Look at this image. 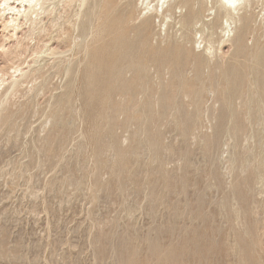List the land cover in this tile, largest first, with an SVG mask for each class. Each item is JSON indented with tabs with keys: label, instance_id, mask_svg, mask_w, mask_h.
<instances>
[{
	"label": "rangeland",
	"instance_id": "obj_1",
	"mask_svg": "<svg viewBox=\"0 0 264 264\" xmlns=\"http://www.w3.org/2000/svg\"><path fill=\"white\" fill-rule=\"evenodd\" d=\"M116 1L119 5L121 4L119 3L121 1L124 4L126 3V1H131V3H129L128 6L126 5L127 15L125 16L126 18L129 17L130 21L134 22L133 24L135 25H139L142 23L144 17L146 16L147 10H144L141 0L140 1L138 0H115V2ZM208 1L209 2L205 4V6H203L201 9L202 13L200 14V18L202 19L203 17L202 21L200 20L199 23L196 24L194 28H192V30H189L190 32L181 30L180 24L177 23L171 29L168 28L167 34H166V32L162 30V29H165V25L163 24L159 25L160 18L157 17V18H154L155 24L153 28L151 29L152 31L149 30L146 35L147 37H145L146 39L145 38L142 39L143 43L141 42L139 36L136 35L135 31L132 30L133 32L131 31L129 32L130 34L128 33L129 34L128 36L131 38L130 40L127 38L129 40L128 42H131L132 44H134L133 48L136 50V53L134 51L133 55L135 54V56L144 57L142 56V55H145L144 47L147 48L146 49L147 54L145 55L144 58L146 60V63H148V61L152 62L151 64L148 63V65L150 64L149 65L150 66L149 75L147 76V81H148L147 86L149 88L146 87L145 83H143L145 87L142 83H139V85H137L138 83L133 84L136 80L135 77H137V74L132 69L131 71L129 70V72H125L124 77L126 80L123 79L125 82H129L130 85L133 84L132 86H130L131 87L130 89L128 83H121V81L116 82L115 79L118 76V74H116V70L111 69V72H110V70L107 67L102 68L101 71L98 72L97 74L98 83L93 87L95 91H90L87 83H84V84L83 82L82 83L81 82L80 83H65L68 78V75L64 73L65 63L64 62L60 63L58 60V58H61L63 54L60 56L48 55L45 57L46 60H44L45 62L43 61L42 63H44L46 67H44L43 69L44 71H42L39 74L37 73L38 76L36 74L37 82L35 83L34 82L25 83V85L17 87L14 91H10V93H8L7 95L5 93V89L7 88L9 83L1 84L0 86L1 87L0 88L1 89L0 90V95H1L0 96V264H95L97 262L98 263L100 262V264H114V263L115 264H126V263L129 264V261H130V264H137L138 261H140L138 264H141V263L148 264V262L149 264H153V263L163 264V262L164 264H167V263L168 264H175V263L176 264H180V263L186 264L187 260H188L187 264H198V262L199 264L201 263L206 264L207 262L206 258L209 259L208 264L211 263L212 258H213V261H212L213 264H219V263L220 264H242V263L243 264H253L254 262L255 264H259L260 260L264 258V207H263L264 205H262L264 202V165H262V163L264 164V114H262V111L264 112V110H262L264 109V100H263L264 99V83H256V84L249 83V85L247 84L251 80L249 79L248 81L247 78H250L251 77L250 74H252V73L247 74L249 73V71H251L249 67L248 68L243 67V69H245L246 71V75H244L245 80H243L242 82H239V81L244 77L243 75H242L243 77L241 76V79L238 81V83H233L235 85L232 84L234 78L230 79L232 81L230 83V85L232 84L231 86H229L228 83L226 84L227 82L226 80L222 81L224 78V76L222 75V72L223 71L225 72L226 70H228L229 67L232 65V60H233V56L235 53V50H234L235 45H232L229 42H224V43H221L222 45H220V38L219 39L217 38L223 34L220 28L221 26L220 27L218 26L215 29V33H214L215 35H213L215 39L212 37L213 39L212 44H215L214 40L217 39L216 42L220 46L217 45L218 46L217 52L215 56L212 58L213 62L211 59L210 62L208 63V66L209 65L212 66L214 63L213 66L221 67V68L218 67L219 68L218 71H217L218 68L215 70V72H218L217 74H220L221 76L216 75V73L214 74V72L210 68L209 70L207 68L208 66H206L205 67V77H204L205 79L203 78L205 80V83L203 82L204 80L201 81L203 83L202 84L203 88H201V82L194 80L195 78L194 76H192L194 75V71H192V68H189L190 66H188V69H190L191 75H189L190 72L188 71V74L186 75V79L188 78L187 82L185 78H182V80L179 81L176 78H172V74L169 72V70H167L168 68L162 69V67H160L158 60L155 61L156 63L153 62L154 60L153 61L150 60L152 59L150 54L153 53L152 55H154L157 51L161 52L164 49L169 48V46L172 45L173 43L183 44L184 46L186 44L187 50L183 52V55L185 56L186 54V57H188L189 54L192 55V52L194 51L195 53H193V55L195 56H197L198 53L201 54L200 53L202 52L201 49H203V45L205 43L200 42L201 34L200 32H198V30L201 29V27L206 22L205 32L206 34L207 33L208 34L205 36H206V39L209 40L210 38L209 34H211L212 32L211 23L215 20L214 19L216 17L215 14H217V12L218 13L220 12L219 13L221 14L220 16L224 15L223 10H220L219 9L220 7H218L219 4L216 5L218 3L216 2L217 0H212L213 1L212 3H211V0H208ZM91 2L93 3V0H88L87 4H85V6L82 8V12L88 8V5H92ZM200 2L201 0L198 2L199 6L201 5ZM198 4L196 5V7H199ZM212 5H213V9L210 10L211 8L210 6ZM1 6L2 4L0 5V7ZM77 7H78V2H74L71 5L63 3V4H59L58 6H56L55 10L56 9L57 10L56 11L54 10L52 14L46 13V16L44 17L45 30L42 32V36L44 34L45 35L42 37L43 42L41 43L39 41H42V40L36 41L38 40V38L36 37L37 34H34L32 36L33 38L26 39V37L31 32L29 24H23L22 26H20L16 30V33H14L11 28L6 29L4 27L5 22L1 16L2 14L0 13L1 14L0 15V78L2 77L1 75L5 74L8 71L9 73L12 72L13 67H16L22 64V61H26V59L27 61L24 62L22 65H20L24 67L25 71L30 70L29 66L35 67L37 57L33 52L34 50L35 51H41V49L46 50L47 47H50L53 50L55 48L57 52L58 51L61 53L63 52L64 54L67 53L66 55L68 56L64 55V57L69 60H72V62L74 61L72 65L77 62V59H76L77 57L78 58L83 57L82 53L80 54V57L77 53H76L77 55L74 54L77 48L75 47V44L71 42V40L70 41L65 40L66 36H68V33H67L68 28L70 27L71 29L72 23L76 21L77 16L75 14L77 13ZM117 11L118 10H116V12L114 13H117ZM185 11L186 9L184 7L181 9L180 8L176 9L177 14H175L173 17L177 15L176 16L177 22L180 18V15L185 13ZM251 11L249 14L251 15V26H253L252 27L253 32H251V34H249V36L246 38V45L248 47L254 46L256 42L264 44V25H263L264 24V4L262 0L259 1L258 4H256V6H254V8ZM83 13L81 14V19L86 20L87 18L83 15ZM79 19L80 18H78V21H77L78 23H79ZM239 23L237 24L239 25ZM129 24L131 25L132 23H128V25ZM65 27L67 28V31ZM76 30L77 31H74V34H77L79 29H76ZM216 31L219 33L217 34ZM185 32H187L188 34L191 33L190 34L191 36L187 35ZM183 35L187 38H185ZM58 36L60 37V39L58 38ZM52 37H55V38H52ZM109 37L110 39H107ZM109 37L106 38L107 40L105 39L106 40L105 45H104L105 40L102 41L103 46L105 47V51L102 50V55L106 53L107 51L108 54L104 56V59L109 60V58L111 57L110 56L111 54L112 59L115 60V58H117V55L119 54L118 49L116 48L115 43H114L115 41L113 42L115 36L110 35ZM111 37L112 38L114 37V38L111 42H109L112 39ZM80 39L81 38L78 37L76 41H79ZM170 39L173 41L174 40L176 41L171 42ZM188 39H190L191 43ZM191 39L194 40V43ZM180 40H183V41H180ZM27 41L30 43V45ZM144 41H145V45H144ZM169 41L171 42V44ZM18 42H20L19 43L20 45H18ZM31 42H32V45H31ZM149 42L151 44H149ZM168 43L170 45H168ZM188 43L191 44V46ZM24 44L26 46L29 45V47L26 49V46ZM71 44H73V46ZM154 46H156V50ZM162 46L167 47V48H163ZM214 46L216 47V44ZM33 48L35 49L33 50ZM189 49H190V52L188 53ZM21 51L23 52L25 51V52L23 53L22 56L18 57V55L16 54H18ZM90 52L95 54V49L94 48L91 49ZM72 54H73V57H72ZM94 54L93 55L91 54V58H93L92 59L93 62L96 61V59H94L95 57ZM191 55H190V58H188V62L190 63L193 61L192 60L193 56L191 58ZM107 56H108V59H107ZM147 56L148 57L150 56L149 57L150 59ZM85 63H87V61L84 60L82 61V64H81L83 65L82 67L84 68H82L80 65V69L82 70V72L86 71V70H83L85 69V65H86ZM217 63L218 64L220 63L222 66L220 64L217 65ZM53 65H57V66L53 67ZM223 66H224V69H223ZM61 69H63V71H61ZM161 70H163L164 72L160 73ZM221 70L223 71L220 72ZM81 74H82L81 75V81H82V76L83 74L85 75V72ZM133 74L135 75V77ZM40 75L42 78H40ZM127 75L128 77H126ZM208 75H210V79ZM5 76L8 77L7 74ZM216 76L219 78H217ZM252 77H254L253 74H252ZM171 79L173 82H171ZM215 79L217 82L221 84L220 86H219V83H216V82L214 83ZM174 82L177 84L178 88ZM191 82H193V84ZM171 83L173 84L171 85ZM183 83L186 85V87ZM67 84L69 86H67ZM122 84L124 85L128 84V85L124 86ZM191 84H192V87H191ZM72 85H74L75 88ZM180 85L182 86V88ZM247 85L249 87L251 85L252 86L249 88ZM253 85H254V88H255V85H257L256 89L253 88ZM126 86L127 88L125 89ZM133 86H136L135 88H137L136 90H134L135 94L132 93V91H130V90H133L132 89ZM221 86L223 89L221 88ZM243 86L244 88L247 86L246 88L248 90L244 89ZM142 87L143 89L144 88L147 89V93H145V89L142 90ZM173 87L177 88V90L174 89ZM196 87H198V90ZM216 87L218 91L216 90ZM226 88L227 90H225ZM252 88H253L252 92H254L253 95L251 94L252 92L249 91ZM185 89H187V91ZM123 90L127 92L126 96H124L125 92ZM170 90H172L174 94ZM221 90H222V93L219 92ZM69 91L72 93H69ZM120 91L122 92V94ZM226 91L227 93H225ZM247 91H249L250 93L248 94L250 96L249 98H251V95H252L251 99L253 102L251 101V99L250 101L247 100L249 99L247 97L248 96ZM156 92L159 93V94L157 93V97H156ZM217 92L218 94H220V96L217 94ZM223 92L225 93V95H223ZM242 92H243V95L241 94ZM149 93H151V95L148 97ZM231 93L233 97L231 96ZM257 93L258 95H260V97H258ZM191 94H193L192 95L193 97L191 96ZM226 94L229 97L227 99L229 102L232 99L234 101V102L232 101L233 103L236 102L233 105V107L231 106L233 103H229L227 100L225 101L227 97ZM238 94H240L242 98ZM244 94L246 95L245 100H244V97H245ZM117 95H119V97ZM185 95L187 96V98ZM256 95L258 97L257 99L260 98V100L256 99ZM59 96L61 99L59 98ZM120 96L121 97L124 96V98H120ZM153 96H155L154 97L155 100H158V101L160 100V101L158 103L154 101V99L152 98ZM159 96L160 98H158ZM211 96H216V97L213 98ZM254 96H255L254 100H257V101L253 100ZM116 97L119 98L118 101H117L118 98L116 99ZM150 97L152 98V100ZM199 97H200L201 103H200ZM65 99L67 101H65ZM68 99H70L69 102H68ZM133 99L135 101H132ZM189 99L190 101H188ZM58 100L59 101L61 100L62 102H59V104L56 103ZM122 100L128 101L129 103H125V101H122ZM148 100H149V105L147 103ZM178 100L179 101L181 100V101L179 102ZM119 101L121 102V104H119ZM122 102L125 103V105ZM194 102L198 104L195 105ZM227 102L229 103V105ZM248 102L249 103L251 102L252 104L251 103L249 104ZM103 103H106V104H104L103 106ZM116 103L118 106H114ZM143 103L145 107H143ZM192 103L194 104L195 107L191 106ZM173 104H177V105L176 106L174 105L173 107ZM226 104L228 106H231V110L228 109V106ZM123 105L124 107L122 108ZM56 106L58 107L55 108ZM63 106L64 107L67 106V107L64 108ZM259 106H262V109L259 110L260 108ZM175 107L176 108L178 107V110H179L178 111L179 113L177 114H174L177 112V109L175 111ZM103 108L105 109V112L103 111ZM115 108H117V110ZM240 108H243L245 110L243 109L241 110ZM60 109L62 112L60 111ZM90 109L92 111H90ZM171 109L174 110L173 114H172L173 111ZM83 110L84 112H82ZM143 110L145 113L143 112ZM193 110H195V112H198V113H195ZM228 110L231 111L230 113L234 114V115L231 114L233 117H231L228 114L229 113ZM57 111H60V112L58 113ZM132 111L134 112V114ZM148 111L150 113L147 115ZM152 111L156 112L155 115H154V112ZM258 111L260 114L258 113ZM140 112L141 113L143 112L142 113L143 115H141ZM168 112L169 114H167ZM245 112H246V115L243 114ZM119 113H121V115H119ZM131 114H133L132 115L133 117L130 116ZM166 114L169 116H167ZM190 114L193 115V118H194L192 120L193 123L191 122V124H189L188 121H186L187 117H189ZM127 115L129 116L127 117ZM164 115H165V118H164ZM170 115H174V117H171ZM218 115H221V117H219ZM249 115H250V118H249ZM106 116L109 117L108 118L109 120L107 119ZM123 116L125 117L123 118ZM178 116L180 119L178 118ZM195 116H197L198 119L200 118L199 121L197 117L195 119ZM251 116L253 118V121H252ZM7 117H9V119H7ZM138 117H141V118H138ZM153 117L154 118L156 117V119L160 118L159 120H157L158 122L156 121L157 124L155 123L156 119L151 121ZM230 117L231 119H229ZM128 118L129 120H127ZM172 118H174V120H172ZM134 119L136 121L135 123L132 122L134 121ZM247 119L248 121L250 119L249 124H248ZM138 120H140L141 122ZM243 120H245L246 122L244 123ZM163 121H165V123ZM180 121L181 123H179ZM60 122H63L65 124L63 123L61 124ZM105 122L107 126H105L106 124L104 125ZM151 122L153 126L151 125ZM234 122L235 124H233ZM143 124L145 125L142 126ZM192 124L194 125L193 128H192L193 126ZM60 125H62V127ZM96 125L97 126L100 125V126L97 127ZM175 125H176V128H174ZM217 125H222L223 127L216 128ZM236 125H238V128L236 127ZM245 125L247 126L244 127ZM93 126L94 127L96 126L95 128H97L96 130L97 132L98 130L101 129L99 140L96 138H98L97 135L100 132L98 133L95 132V128ZM155 126L157 127L156 129H155ZM198 127L199 128L204 127V128L197 129ZM206 127L209 129H207ZM59 128L61 129L60 131H59ZM151 128H153L152 130H154L156 134H153L154 132L151 130ZM191 128L194 129L195 131L192 130ZM244 128H246V131ZM107 129L109 130V133H107L108 132ZM182 129L184 130L181 131ZM231 129L234 131H232ZM142 130L144 132H142ZM156 130H159L160 132ZM198 130L203 132L202 134L204 136L210 135L213 137H217L215 138L216 141L214 140V138L210 140H204L203 137L202 138L200 137L203 135L201 134L200 131L198 132ZM229 131L230 132L232 131L231 135L229 134ZM236 132H238L239 134ZM222 133H224V136L222 135ZM92 134H94V136ZM112 137H113V142H112L113 144L111 143ZM141 137L143 140H141ZM97 140L99 142L98 144L99 147L97 146V143H98L96 142ZM137 141L139 143H137ZM142 141H145L146 143L148 141L147 145L150 147V149H148V146L146 145V143ZM205 141L208 144H206ZM211 141L214 144H212ZM156 142H158L159 144ZM216 143L217 145L218 144L219 145L217 146ZM110 144H112L111 145V147L113 146L112 148L110 146L108 148V145ZM103 145L107 148H105ZM95 146L98 148L96 149ZM101 146L103 149L101 148ZM143 148H145L146 150ZM121 149L123 150L125 149V150L122 151ZM185 149L189 153L187 154L188 157L186 155L183 157L184 153L186 152ZM250 151H251V154H250ZM133 152H135L137 155ZM119 153L121 154V156H119L120 155ZM130 154H132L131 155L132 157L130 156ZM208 154L210 155L207 156ZM97 156H100V157H97ZM133 157H134V160L132 159ZM229 157H234L237 162L233 164V166L235 165L232 171L233 174L232 172L228 173V169L230 167V162L228 159ZM101 158L102 160H100ZM120 158L121 160L125 159V160H122L123 163L121 162ZM252 158H256V159H252ZM212 160L214 161L211 164ZM126 161L128 163H130L131 161V163L128 165ZM108 162H110L112 165L114 164L116 165L112 167V165ZM136 162L138 163V165ZM253 163L256 165H254ZM163 164L165 166H163ZM247 164L248 165L250 164L249 168L246 170V172H242V169ZM142 165L144 167H142ZM237 168H239L238 172H237ZM255 168L257 169V171ZM145 170H148L149 172ZM117 171H119L118 172L119 175L117 174ZM130 171H133L134 173L133 172L130 173ZM151 171L153 172L151 173ZM254 171L257 172V174L256 173L254 174ZM259 171H260V174H259ZM122 172L124 173L122 174ZM165 172H167V174H165ZM180 173H181V177L182 176H185V177L181 178L179 176ZM195 173H198L196 174L198 176H195ZM248 173L250 174L248 175ZM127 175L128 177L129 175H131L129 177L130 179L127 177ZM152 175H153L152 177L153 179L152 178L149 179ZM167 175H169L170 177ZM208 175L211 177V179L210 177H208ZM250 175L254 179H252ZM116 176L119 180L116 179ZM160 176L162 179H160ZM186 176H190L191 178L189 177L186 178ZM241 176H243L244 178H242ZM134 177L135 178L137 177L138 180L134 179ZM159 179L162 180V182L160 181L161 184L159 183ZM166 179H168L169 181ZM205 179L208 181L210 180V181L205 182L206 181ZM217 179L219 180V182ZM255 179L256 181H254ZM129 180L131 182H128ZM100 181L102 183L105 182L107 185L103 183V186H102ZM250 181H254V183L251 182L250 184L251 187L250 185H248ZM114 182L116 183V185H114L115 184ZM118 182L119 183L121 182V183L119 184ZM136 182H138V184ZM186 182H189L187 183L188 185L186 184ZM247 182L249 183L247 184ZM166 183L169 184L170 186L172 184V186L170 187ZM202 183H204L205 186ZM236 183L237 185H239L240 188L239 187L236 188ZM118 184L120 185V187ZM156 184L157 186L159 184L158 188L157 186H155ZM179 184L182 185V187ZM220 184L221 185L223 184V186L221 187ZM134 185L136 186L135 188L136 190H134ZM107 187L109 188L108 190H107ZM138 187H139V190H137ZM165 187H167V189ZM179 187H181V189ZM194 187H196L197 191L195 190ZM208 187L210 188V190ZM243 187L244 189H248V190H244ZM105 188L107 191L105 190ZM185 188L186 189L189 188L188 189L189 191L186 190ZM232 188L236 190L237 192L234 191ZM167 190L169 191L168 194L166 193L168 192ZM179 190H181V193ZM182 190H183V195H182ZM206 190H207V195H206ZM249 190L251 191L252 194L250 193ZM186 192L188 193L186 194ZM204 193H205V196H204ZM233 193L236 195V198L234 197L235 195H233ZM175 195L179 197L177 198ZM229 195L231 197V200L233 199L231 202L229 201L230 197H227ZM239 195H241L240 198L238 197ZM178 199L180 200V202L178 201ZM236 199L239 201L237 202L238 204L236 203L237 201ZM187 201H190V203ZM221 203H224L222 204V206L224 205L223 206L224 208L220 207ZM241 204L243 207L241 206ZM207 206H209L207 208L208 210L205 208ZM244 207L246 208V210ZM252 207L254 208V210ZM131 208L132 210H129ZM204 209L206 212L204 211ZM255 210L256 212L253 213V211ZM130 212L131 214L132 213L133 214L131 215ZM128 213L130 215H128ZM188 213H190V217L189 215L187 216ZM198 214H199V218H198ZM242 214H243V217H242ZM196 215L197 217L194 220V217ZM251 215L254 216L255 218L252 217ZM186 216L188 218H186ZM238 217L240 220L238 219ZM198 223L199 225H197ZM240 224H242V227H243L242 228L243 231H241L242 233L240 231H237V230H242ZM176 225L178 226L176 227ZM168 226L169 228H167ZM187 226H189L190 228H187ZM235 226H237V228H235ZM101 227H102V232L100 230ZM163 229L164 231L162 232L161 230ZM188 229L190 231H188ZM230 229L231 231H229ZM193 231L196 234V235L194 234L195 236L191 235L194 233ZM100 232L102 233V235L100 234ZM105 232H107V234ZM158 232L159 233L161 232L162 234L161 233L159 234ZM210 232H211V236H210ZM243 232H247L248 237H246L247 235L244 234ZM173 234H174V237H173ZM181 235H182V238H181ZM96 236H99V237H97L96 239ZM124 236L127 238V240L125 239ZM159 236L161 239H159ZM190 236H192L193 238H191ZM100 237L101 239L99 240ZM187 237H190V239L189 238L187 239ZM113 238L114 239L117 238L116 241ZM174 238L175 240H173L172 242V239ZM184 238L185 240L183 242ZM131 239L134 242H132ZM191 239H192V243L194 242L193 244L190 243L191 241H189ZM206 240L208 241L206 242ZM111 241H114V242H111ZM127 241L130 243H128ZM254 241L256 244L254 243ZM161 242L165 244L162 245ZM97 243H99V245H97ZM113 243H116L114 244V246L116 245V247L113 246ZM139 243L143 244V246L140 245ZM184 243L186 245L188 243L189 244L188 246H186L184 245ZM129 244L130 246H128ZM224 244H226L227 246ZM134 245L136 246L138 245V247ZM99 246H100V250H99ZM111 246H112V249H111ZM184 246L187 247L188 249L185 248L186 249L185 250ZM228 246L229 247L234 246V247L227 248ZM117 247H119L118 252L117 250H115ZM123 247L125 249H123ZM139 247H141V249ZM213 247L215 248L213 249ZM102 248L104 249L103 250L104 252L102 251ZM127 248L129 251L127 250ZM236 248H237L238 253L236 251ZM234 249H235V252H234ZM122 250H124L123 252L124 254L122 253ZM138 250H140V252ZM183 250L185 252H183ZM249 250L252 254L249 252ZM161 251L163 252L161 253ZM197 252H198V255H197ZM99 253L101 256L98 255ZM139 253L141 256L138 255ZM207 253L211 254L209 255L210 257L207 255ZM232 253H234L233 258L231 256ZM255 253H257V255ZM186 254L190 257L188 258ZM242 254H243V257H242ZM259 254L261 256H259ZM139 256L140 257L143 256V258L142 259L140 258L139 260ZM134 257H136L138 261ZM238 259L241 260V262ZM251 259L254 261H252ZM114 261H117V263ZM160 261L161 263H159ZM165 261L166 262L168 261V262L165 263ZM235 261H237V263ZM262 261L264 263V260ZM262 261L260 264H263Z\"/></svg>",
	"mask_w": 264,
	"mask_h": 264
},
{
	"label": "bare ground",
	"instance_id": "obj_2",
	"mask_svg": "<svg viewBox=\"0 0 264 264\" xmlns=\"http://www.w3.org/2000/svg\"><path fill=\"white\" fill-rule=\"evenodd\" d=\"M138 1H140V0H138ZM198 0H141V2H142V6L144 7V10H147L146 11V16L144 17V19H143V21H142V23L141 24H139V25H135V24H133L134 22H131L130 21V18L128 17V18H126V16L125 15H127V13H126V5L128 6L129 5V3H131V1H126V3L124 4V3H122V1L121 2H119V3H121L120 5L117 3V1L115 2V0H93V3H92V5H88V8L85 10V11H83L82 12V8L85 6V4H87V2H88V0H0V5L2 4V6L0 7V13L2 14H0L1 16H2V18H3V20H4V22H5V24H4V27L6 28V29H8V28H11L12 29V31L14 32V33H16V30L20 27V26H22L23 24H29V27H30V34L26 37V39H30V38H33L32 36L34 35V34H37V38H38V40H36V41H39V40H42V37L45 35H43L42 36V32L45 30V25H44V17L46 16V13H53L54 12V10H55V8H56V6H58L59 4H63V3H65V4H68V5H71L72 3H74V2H78V7H77V13L75 14L76 16H77V18H76V21H74L73 23H72V26H71V29H70V27L68 28V36H66V41H70L71 40V42L73 43V44H75V47L77 48H75L76 50H75V52H74V54H78L79 55V57H80V54L82 53L83 55V57H81V58H76L77 59V62L75 63V64H73L72 65V63L74 62H72V60H69V59H67V58H65L64 57V55H66V54H64L63 52L61 53V52H57L56 51V49L54 48L53 50H52V48H50V47H47L46 48V50H42L41 49V51H35L34 49L35 48H33V52H34V54L36 55V57H37V59H36V65H35V67H31V66H29L30 67V70H28V71H25L24 70V67L23 66H20V65H22L24 62H26L27 61V59H26V61H22V64H20V65H18V66H16V67H13V71L12 72H10L9 73V71L8 72H6L5 74H3V75H1L2 77L0 78V86H1V84L3 83H9L8 84V86H7V88L5 89V93H6V95L8 94V93H10V91H14L17 87H19V86H23V85H25V83H35V82H37L36 80H37V76H38V74L39 73H41L42 71H44L43 69H44V67H46V65H44V63H42L44 60H46L45 59V57L46 56H48V55H52V56H60V55H62L63 54V56L61 57V58H58V60H59V62L61 63V62H64L65 64V67H64V65H63V67H64V73L65 74H67L68 75V78H67V81L65 82V83H82L83 82V84L84 83H87L88 84V87H89V90L90 91H95L94 89H93V87L98 83V81H97V74H98V72L99 71H101V69L102 68H105V67H107L109 70H110V72H111V69H115L116 70V74H118V76L116 77V82L117 81H121V83H128L129 84V87L130 86H132L133 84H137V85H139V83H145L146 84V87H148L147 86V83H148V81H147V76L149 75V69H150V64L152 63V62H149L148 61V63H150L149 65H148V63H146V60H145V55L147 54V51H146V49L147 48H145L144 47V49H145V52H144V54L145 55H142V56H144V57H139V56H135V54L133 55V52L135 51V53H136V50L133 48V46H134V44H132L131 42H128L131 38L128 36L130 33L129 32H131L132 30L133 31H135L136 32V35H138L139 36V38H140V40H141V42L143 41L142 39L143 38H145V37H147L146 35H147V32L149 31V30H151L152 28H153V26H154V24H155V19L154 18H157V17H159L160 19H159V25H161V24H163V25H165V29H162V30H164L165 32H166V34H167V29L168 28H172L174 25H176L177 23L178 24H180V29L181 30H185V31H189V30H192V28H194V26L196 25V24H198L199 23V21L201 20L202 21V19H203V17H202V19L200 18V14L202 13L201 12V9H202V7L203 6H205V4H207L209 1L208 0H201V2H200V6H199V4H198V2L200 1H198ZM259 1H261V0H217L216 2H218L216 5H218V7H220L219 9L220 10H223V12H224V15H222V16H220L221 14H219L218 12H217V14H215L216 15V17L214 18L215 20L211 23L212 25H211V28H212V32H211V34H209V36H210V38H209V40L208 39H206V36L205 35H207L206 34V32H205V29H206V22H205V24L201 27V29H199L198 30V32H200V39H201V43H205L204 45H203V49H201L202 50V52H200L201 54H197V52H196V54H197V56H195V55H193V53H195V51L194 52H192V55L191 54H189V56L188 57H186V54H185V56L183 55V52L184 51H186L187 49H186V44H185V46L183 45V44H179V43H176V44H172V45H170L171 44V42L173 41V40H171V42H170V44L168 43V45H170L169 46V48H167V47H163V48H167V49H164L163 51H161V52H156L154 55H152V54H150L151 55V58L152 59H150L148 56V58L151 60V61H153V62H155V61H159V64H160V67H162V69H165V68H168L167 70H169V72L172 74V78H176V79H178L179 81L180 80H182V78H185L186 79V75L188 74V71L190 72V69H188V66H190L189 68H192V71H194V75H192V76H194V80L196 81H198V82H201V81H203L205 78V67L206 66H208V63L210 62V60L215 56V54H216V52H217V48H218V46L217 45H219L216 41H217V39H219L220 38V45H222L221 43H224V42H229V43H231L232 45H235V53H234V56H233V60H232V65L229 67V69L228 70H226L225 72L223 71V70H221L220 72H224V74H223V72H222V75L224 76V78H223V76H222V78H223V80H222V78H221V80L222 81H227L226 82V84L228 83L229 84V86H231L233 83H238V81L241 79V76L243 75H246V71H245V69H243V67L245 68V67H249L250 69H251V71H249V73H247V74H250V73H252L253 74V76L254 77H252V74H250L251 75V77L250 78H247V80L249 81V79H251L247 84L249 85V83L251 84V83H254V84H256V83H264V44H261V43H259V42H256L255 44H254V46H252V47H248L247 45H246V38L249 36V34H251V32H253V26H251V15L249 14L250 13V11L254 8V6H256V4H258V2ZM213 1L211 0V3H212ZM262 2H263V4H264V0H262ZM198 4V6L199 7H196V5ZM215 4V3H214ZM207 6V5H206ZM120 7V8H119ZM185 8L186 9V11H185V13H183V14H181L180 15V18H179V20H178V22L176 21V16L175 17H173L175 14H177L176 13V9H178V8ZM209 7V6H208ZM211 8H210V10H212L213 9V5L212 6H210ZM215 7V6H214ZM262 7V6H261ZM118 8V9H117ZM142 8V7H141ZM251 8V9H250ZM256 8V7H255ZM57 10V9H56ZM55 10V11H56ZM116 10H118L117 11V13H114V12H116ZM208 10V9H207ZM128 11V10H127ZM76 12V11H75ZM216 12V11H215ZM242 12V13H241ZM252 12V11H251ZM253 12H254V10H253ZM83 13V15L87 18L86 20H83V19H81V14ZM142 14V13H141ZM211 14V13H210ZM223 14V13H222ZM203 15V14H202ZM201 15V16H202ZM209 15V14H208ZM254 15V14H253ZM83 17V16H82ZM208 17V16H207ZM253 17V16H252ZM78 18H80L79 19V23L77 22L78 21ZM134 19H135V17H134ZM221 19H222V21H221ZM130 21V22H129ZM72 22V21H71ZM70 22V23H71ZM240 22V23H239ZM128 23H132L131 25L129 24L128 25ZM203 23V22H202ZM221 23V24H220ZM237 23H239V25L237 24ZM69 25H71V24H69ZM264 25V24H263ZM220 27L221 28V31H222V33H220V34H222L220 37H218L216 40H214V43L216 44V47L214 46L215 44H212L213 43V39H212V37L214 38V36L213 35H215L214 33H215V29H216V27ZM160 27V26H159ZM65 29H66V31H67V28L65 27ZM76 29H79L78 30V33L77 34H74V31H77ZM258 29V28H257ZM260 29H262V28H260ZM65 31V30H64ZM65 31V32H66ZM132 31V32H133ZM152 31V30H151ZM196 31H197V29H196ZM261 31V30H260ZM184 32V31H183ZM190 32V31H189ZM197 32V33H198ZM217 32V31H216ZM129 33V34H128ZM187 35H190V34H188L187 32H185ZM219 32H217V34H218ZM259 33H261V32H259ZM162 34V33H161ZM110 35H114L115 36V38H114V40H113V38L109 41V42H111L112 40H113V42L115 43V46H116V48L118 49V52H119V54L117 55V58H115V60H113L112 59V55L110 54V58H111V60H110V58H109V60H105L104 59V56H106V54H108V52L106 51V53H104L103 55H102V50H104L105 51V47L103 46V40H105L107 37H109ZM185 35V34H184ZM183 35V36H184ZM60 36H62V35H60ZM150 36V35H149ZM191 36V35H190ZM64 37V36H63ZM81 38L79 41H76L77 40V38ZM185 37V36H184ZM183 37V38H184ZM193 37V36H192ZM45 38V37H44ZM52 38H55V37H52ZM51 38V39H52ZM58 38L60 39V37L58 36ZM129 40H128V39ZM138 38V37H137ZM185 38H187V37H185ZM190 38V37H189ZM208 38V37H207ZM61 39H63V38H61ZM107 39H110V37L109 38H107ZM106 39V40H107ZM146 39V38H145ZM149 39V38H148ZM196 39V38H195ZM215 39V38H214ZM262 39V38H261ZM32 40V39H31ZM106 40L104 41V45L106 44L105 42H106ZM189 41H190V39H188ZM192 41H193V43H194V40L193 39H191ZM210 40H211V42H210ZM28 41H30V40H28ZM27 41V42H28ZM63 41V40H62ZM174 41H176V40H174ZM173 41V42H174ZM180 41H183V40H180ZM187 41V40H186ZM188 41V42H189ZM219 41V40H218ZM259 41V40H258ZM40 43L41 42H43V40L42 41H39ZM38 42V43H39ZM61 42V41H60ZM136 42V41H135ZM140 42V43H141ZM148 42V41H147ZM197 42V41H196ZM199 42V43H200ZM263 42V41H262ZM20 42H18V45H20L19 44ZM29 43V42H28ZM65 43V42H64ZM114 43H112V44H114ZM139 43V42H138ZM143 43V42H142ZM141 43V44H142ZM182 43V42H181ZM185 43V42H184ZM190 43H191V41H190ZM35 44V43H34ZM73 44H71L72 46H73ZM98 44V45H97ZM137 44V43H136ZM140 44V45H141ZM148 44V43H147ZM149 44H151L150 42H149ZM189 44V43H188ZM25 45V44H24ZM29 45H30V43H29ZM29 45L28 46H26V49L29 47ZM31 45H32V42H31ZM43 45V44H42ZM67 45V44H66ZM111 45V44H110ZM109 45V46H110ZM144 45H145V41H144ZM166 45V44H165ZM190 46H191V44H189ZM219 45V46H220ZM252 45V44H251ZM38 46V45H37ZM44 46V45H43ZM47 46V45H46ZM49 46V45H48ZM71 46V47H72ZM250 46V45H249ZM18 47V46H17ZM31 47V46H30ZM39 47V46H38ZM71 47H70V49H71ZM103 47H104V49H103ZM139 47V46H138ZM147 47V46H146ZM148 47H149V45H148ZM155 47V50H156V46H154ZM41 48V47H40ZM73 48V47H72ZM95 49V54L94 53H91L90 52V50L91 49ZM141 48V47H140ZM69 49V50H70ZM143 49V50H144ZM158 49V48H157ZM161 49V48H160ZM221 49V48H220ZM24 50V49H23ZM29 50V49H28ZM36 50H38V49H36ZM139 50V49H138ZM154 50V51H155ZM20 51V50H19ZM27 51V50H26ZM30 51H31V49H30ZM29 51V52H30ZM115 51H117V50H115ZM114 51V52H115ZM192 51V50H191ZM200 51V50H199ZM18 52V51H17ZM25 52V51H24ZM23 51H21V52H19L18 54H16V55H18V57L19 56H22L23 55V53H24ZM49 52V53H48ZM67 52V51H66ZM72 52V51H71ZM143 52H141V53H143ZM190 52V49H189V51H188V53ZM140 53V54H141ZM76 54V55H77ZM91 54L93 55H95V57H94V59H96V61L95 62H93L92 61V59L93 58H91ZM70 55V54H69ZM113 55H115V54H113ZM190 55H191V58H192V56H193V61L190 63V62H188V58H190ZM66 56H68V55H66ZM109 56V55H108ZM108 56H107V59H108ZM152 56H154V57H152ZM72 57H73V54H72ZM93 57V56H92ZM115 57V56H114ZM113 57V58H114ZM154 58H156V59H154ZM72 59V58H71ZM87 61V63H85L86 65H85V69H83V70H86V71H84L85 72V75L83 74V76H82V81H81V73H84V72H82V70L80 69V65L82 64V61ZM189 61H190V59H189ZM45 62V61H44ZM58 62V63H59ZM212 62H213V59H212ZM211 62V63H212ZM156 63V62H155ZM189 63V64H188ZM220 64V63H219ZM218 63H217V65H219ZM58 65V64H57ZM57 65H53V67L54 66H57ZM213 65H214V63H213ZM211 66V65H209L207 68L209 69H211L213 72H214V74L216 73V75H220V74H217L218 72H215V70L219 67V66ZM215 65H216V63H215ZM221 65V64H220ZM62 66V65H61ZM83 65H81V67H82ZM158 66V65H157ZM156 66V67H157ZM222 66V65H221ZM82 68H84V67H82ZM219 68H221V67H219ZM219 68L217 69V71L219 70ZM131 69L133 70V71H135V73L137 74V77H135V75H134V77L136 78V80H135V82L132 84V85H130V83L129 82H125L123 79H125V77H124V74H125V72H129V70L131 71ZM160 69V68H159ZM209 69V70H210ZM223 69H224V66H223ZM249 69V70H250ZM248 70V69H247ZM61 71H63V69H61ZM105 71V70H104ZM207 71V70H206ZM212 71H210V72H212ZM245 71V72H244ZM162 72H164L163 70H161V72L160 73H162ZM248 72V71H247ZM38 73V74H37ZM103 73V72H102ZM131 73V72H130ZM168 73V72H167ZM8 75V77H6L5 75ZM36 74H37V76H36ZM46 74V73H45ZM44 74V75H45ZM61 74H62V72H61ZM64 74V75H65ZM110 74V73H109ZM214 74H213V76H214ZM48 75V74H47ZM189 75H191V72H190V74ZM207 75V74H206ZM211 75V74H210ZM210 75H208V77H209V79H210ZM99 76H100V74H99ZM212 76V77H213ZM221 76V75H220ZM242 76V77H243ZM247 76H249V75H247ZM6 77V78H5ZM126 77H128V75L126 76ZM130 77V76H129ZM132 77V76H131ZM133 77V78H134ZM191 77V76H190ZM217 77V76H216ZM215 77V78H216ZM29 78H30V80H29ZM40 78H42L41 77V75H40ZM112 78V77H111ZM204 78V79H203ZM217 78H219V77H217ZM232 78H234V80H233V82L230 80V79H232ZM245 78V76L239 81V82H242L243 80H245L244 79ZM132 79V78H131ZM188 79V78H187ZM187 79H186V82H187ZM38 80H39V78H38ZM84 80V81H83ZM123 80V81H122ZM126 80V79H125ZM211 80H212V78H211ZM210 80V81H211ZM219 80V79H218ZM132 81V80H131ZM134 81V80H133ZM165 81V80H164ZM222 81H221V83H222ZM45 82V81H44ZM171 82H173L172 81V79H171ZM185 82V83H186ZM204 83H205V80L203 81ZM219 83V82H217L216 81V79H215V81H214V83ZM232 82V84L230 85V83ZM40 83V82H39ZM115 83V82H114ZM175 83V82H174ZM192 84H193V82H191ZM207 83H208V81H207ZM245 83V84H246ZM82 84V85H83ZM111 84V83H110ZM109 84V85H110ZM128 84H125V85H128ZM150 84V83H149ZM153 84V83H152ZM173 83H171V85H172ZM176 84V83H175ZM184 84V83H183ZM187 84V83H186ZM192 84H191V87H192ZM202 82H201V88H203L202 87ZM226 84H225V86H226ZM71 85V84H70ZM81 85V84H80ZM122 85H124V84H122ZM124 85V86H125ZM144 85V84H143ZM170 85V86H171ZM182 85V84H181ZM180 85V86H181ZM185 85V84H184ZM183 85V86H184ZM196 85V84H195ZM195 85H193V86H195ZM215 85H217V84H215ZM221 84L219 83V86H220ZM223 85V84H222ZM233 85H235V84H233ZM247 85V86H248ZM67 86H69L68 84H67ZM72 86H74V85H72ZM84 86H86V85H84ZM150 86V85H149ZM176 86H177V84H176ZM175 86V87H176ZM228 86V85H227ZM228 86V87H229ZM246 86V87H247ZM252 86V85H251ZM250 86V87H251ZM256 86L257 85H255V88H254V85H253V88L254 89H256ZM107 87V86H106ZM136 86H133V90H130V91H132V93H134L135 94V91L134 90H136L137 88H135ZM144 87H145V85H144ZM175 87H173L174 89H176L177 90V88H178V86H177V88H175ZM185 87H186V85H185ZM187 87H188V85H187ZM210 87V86H209ZM236 87V86H235ZM244 88V86H243V88L244 89H246V90H248L247 88ZM249 87V86H248ZM249 87V88H250ZM1 88V87H0ZM71 88V87H70ZM74 88H75V86H74ZM122 88H123V86H122ZM127 88V86L125 87V89ZM141 88V87H140ZM149 88V87H148ZM181 88H182V86H181ZM194 88V87H193ZM197 88V90H198V87H196ZM211 88V87H210ZM221 88H222V86H221ZM230 88V87H229ZM228 88V89H229ZM242 88V87H241ZM253 88L251 89V90H249L250 92H252V90H253ZM130 89H131V87H130ZM145 89V88H144ZM143 89V87H142V90H144ZM171 89H172V87H171ZM173 89V90H174ZM180 89V88H179ZM178 89V90H179ZM214 89H215V87H214ZM213 89V90H214ZM223 89V88H222ZM1 90V89H0ZM70 90V89H69ZM129 90V89H128ZM127 90V91H128ZM157 90V89H156ZM184 90V89H183ZM182 90V91H183ZM186 91H187V89H185ZM190 90V89H189ZM210 90V89H209ZM212 90V89H211ZM216 90H217V87H216ZM225 90H227V88L225 89ZM225 90H223V91H225ZM230 90V89H229ZM232 90V89H231ZM72 91V90H71ZM124 91V90H123ZM158 91V90H157ZM171 92H173L172 90H170ZM194 91V90H193ZM218 91V90H217ZM240 91V90H239ZM241 91H242V89H241ZM249 91H247V95L248 94H250L249 93ZM256 91V90H255ZM67 92V91H66ZM121 92V91H120ZM125 92V91H124ZM137 92H138V90H137ZM195 92V91H194ZM193 92V93H194ZM200 92H201V90H200ZM210 92V91H209ZM220 93H222V90L221 91H219ZM230 92V91H229ZM261 92H262V90H261ZM69 93H72V92H70L69 91ZM118 93V92H117ZM126 93L127 92H125V95L124 96H126ZM140 93V92H139ZM145 93H147V89H145ZM157 93L158 92H156V97H157ZM176 93V92H175ZM179 93V92H178ZM185 93V92H184ZM196 93H197V91H196ZM225 93H227V91L225 92ZM225 93L223 92V95H225ZM253 93L254 92H252L251 94L253 95ZM66 94V93H65ZM112 94V93H111ZM119 94V93H118ZM121 94H122V92H121ZM131 94V93H130ZM159 94V93H158ZM173 94H174V92H173ZM181 94H182V92H181ZM210 94V93H209ZM216 94V93H215ZM217 94H218V92H217ZM234 94V93H233ZM242 95H243V92L241 93ZM71 95V94H70ZM69 95V96H70ZM137 95V94H136ZM143 95H144V93H143ZM147 95V94H146ZM151 95V93H149L148 94V97ZM154 95H155V93H154ZM177 95V94H176ZM184 95V94H183ZM193 94H191V96H192ZM196 95V94H195ZM201 95V94H200ZM211 95V94H210ZM219 96H220V94H218ZM229 95V94H228ZM237 95V94H236ZM239 96H240V94H238ZM252 95H251V98H252ZM257 95H258V93H257ZM257 95H256V99L258 98V97H260V95H258V97H257ZM1 96V95H0ZM62 96V95H61ZM118 97H119V95H117ZM124 96H120V98H124ZM131 96V95H130ZM132 96H134V95H132ZM138 96V95H137ZM140 96V95H139ZM163 96V95H162ZM186 96V95H185ZM184 96V97H185ZM218 96V97H219ZM226 96H227V94H226ZM225 96V97H226ZM231 96H232V93H231ZM244 100H245V98H246V95L244 94ZM110 97V96H109ZM118 97H116V99L118 98ZM154 97L155 96H153L152 98L154 99ZM175 97H177V96H175ZM174 97V98H175ZM182 97V96H181ZM193 97V96H192ZM196 97V96H195ZM211 97H216V96H211ZM225 97H223V98H225ZM233 97V96H232ZM232 97H231V99H232ZM241 97V96H240ZM248 98L250 97L249 95L247 96ZM59 98H60V96H59ZM88 98V97H87ZM90 98V97H89ZM113 98V97H112ZM132 98V97H131ZM151 98V97H150ZM152 98H151V100H152ZM158 98H160V96L158 97ZM183 98V97H182ZM186 98H187V96H186ZM188 98H190V97H188ZM221 98V97H220ZM229 97L227 96L226 97V99H225V101L228 99ZM242 98V97H241ZM251 98H249V99H247V100H249L250 101V99ZM263 98V97H262ZM61 99V98H60ZM108 99V98H107ZM126 99H127V97H126ZM130 99V98H129ZM146 99V98H145ZM144 99V100H145ZM215 99H217V98H215ZM230 99V100H231ZM255 99V96H254V98H253V100ZM69 100L70 99H68V102H69ZM119 100V98L117 99V101ZM147 100V99H146ZM167 100V99H166ZM192 100V99H191ZM199 100H200V97H199ZM224 100V99H223ZM257 100H260V98L259 99H257ZM257 100H254V101H257ZM264 100V99H263ZM63 101H64V99H63ZM65 101H67L66 99H65ZM101 101V100H100ZM121 101V100H120ZM119 101V104H121V102ZM122 101H125V100H122ZM130 101V100H129ZM132 101H135L134 99L132 100ZM154 101H156L157 103L160 101H158V100H155L154 99ZM179 101V100H178ZM181 101V100H180ZM179 101V102H180ZM188 101H190V99L188 100ZM225 101H223V102H225ZM228 101V100H227ZM233 101V99L229 102V103H233L232 102ZM251 101H252V99H251ZM59 102H62L61 100L59 101H57L56 103H58L59 104ZM144 102V101H143ZM152 102V101H151ZM150 102V103H151ZM156 102H155V104H156ZM175 102V101H174ZM173 102V103H174ZM187 102V101H186ZM196 102H197V100H196ZM199 102V101H198ZM227 102V103H228ZM242 102V101H241ZM241 102H239V103H241ZM253 102V101H252ZM66 103V102H65ZM71 103V102H70ZM107 103V102H106ZM106 103H103V106H104V104H106ZM118 103V102H117ZM117 103L114 105V106H118L117 105ZM123 103V102H122ZM125 103H129L128 101H125ZM125 103H123L124 105H125ZM148 105H149V100H148ZM200 103H201V100H200ZM217 103H218V101H217ZM229 103H228V105H229ZM236 103V102H235ZM235 103H233L231 106L233 107V105L235 104ZM244 103V102H243ZM249 103V102H248ZM251 103V102H250ZM249 103V104H250ZM258 103V102H257ZM86 104V103H85ZM132 104V103H131ZM154 104V105H155ZM190 104V103H189ZM193 104V103H192ZM191 104V106H194V104L196 105V104H198V103H195L194 102V104L192 105ZM224 104V103H223ZM252 104V103H251ZM57 105V104H56ZM70 105V104H69ZM100 105V104H99ZM124 105L122 106V108L124 107ZM172 105V104H171ZM174 105L176 106L177 104H173V107H174ZM187 105V104H186ZM214 105V104H213ZM213 105H212V107H213ZM225 105V104H224ZM227 105V104H226ZM227 105V106H228ZM238 105H240V104H238ZM258 105V104H257ZM64 106H65V104H64ZM63 106V107H64ZM135 106H137V105H135ZM190 106V105H189ZM190 106V107H191ZM200 106H201V104H200ZM231 106H228V109H230L231 110ZM245 106V105H244ZM252 106V105H251ZM58 106H56L55 108H57ZM61 107V106H60ZM67 107V106H66ZM66 107H64V108H66ZM69 107H71V106H69ZM68 107V108H69ZM84 107V106H83ZM139 107V106H138ZM143 107H145L144 106V103H143ZM142 107V108H143ZM151 107V106H150ZM195 107V106H194ZM193 107V108H194ZM197 107V106H196ZM239 107H241V106H239ZM243 107V106H242ZM260 108H259V110L260 109H262V106H259ZM85 108V107H84ZM118 108V107H117ZM117 108H115L116 110H117ZM126 108V107H125ZM161 108V107H160ZM159 108V109H160ZM189 108V107H188ZM187 108V109H188ZM192 108V109H193ZM254 108V107H253ZM59 109V108H58ZM63 109V108H62ZM100 109V108H99ZM136 109V108H135ZM134 109V110H135ZM138 109H140V108H138ZM155 109H156V107H155ZM154 109V110H155ZM176 109H177V112L176 113H174V110H172L173 112H172V114L174 113V114H177V113H179L178 111V107L176 108L175 107V111H176ZM196 109V108H195ZM235 109V108H234ZM238 109V108H237ZM241 110L243 109V108H240ZM245 109H246V107H245ZM245 109H243V110H245ZM64 110V109H63ZM151 110V109H150ZM149 110V111H150ZM158 110V109H157ZM157 110H156V112H157ZM161 110V109H160ZM199 110V109H198ZM230 110H228L229 111V115L231 116V117H233L232 115H234V114H232V113H230L231 111ZM249 110V109H248ZM248 110H247V112H248ZM262 110H264V109H262ZM261 110V111H262ZM60 111H61V109H60ZM60 111H57L58 113L60 112ZM90 111H92L91 109H90ZM103 111L105 112V109L103 108ZM137 111V110H136ZM135 111V112H136ZM148 111V113H147V115L150 113ZM170 111V110H169ZM194 112H195V110H193ZM197 111V110H196ZM214 111V110H213ZM252 111V110H251ZM254 111V110H253ZM62 112V111H61ZM82 112H84V110L82 111ZM114 112V111H113ZM113 112H111V113H113ZM121 112H122V110H121ZM133 112V111H132ZM143 112H144V110H143ZM142 112V113H143ZM152 112H154V111H152ZM156 112H154V115H155V113ZM159 112V111H158ZM235 112V111H234ZM233 112V113H234ZM54 113V112H53ZM57 113V114H58ZM98 113V112H97ZM126 113V112H125ZM131 113V112H130ZM137 113V112H136ZM141 112H140V114L141 115H143ZM145 113V112H144ZM166 113V112H165ZM195 113H198V112H195ZM200 113H201V111H200ZM258 113H259V111H258ZM56 114V115H57ZM92 114V113H91ZM105 114V113H104ZM110 114V113H109ZM133 114H134V112H133ZM133 114H131L130 116H132ZM167 114H169V112L167 113ZM166 114V115H167ZM213 114V113H212ZM232 114V115H231ZM244 115H246V112L245 113H243ZM253 114V113H252ZM260 114V113H259ZM262 114H264V112L262 111ZM53 115V114H52ZM111 115V114H110ZM109 115V116H110ZM115 115V114H114ZM119 115H121V113H119ZM126 115V114H125ZM153 115V116H154ZM179 115V114H178ZM205 115V114H204ZM223 115V114H222ZM229 115H228V117H229ZM250 115H251V113H250ZM250 115H249V118H250ZM254 115V114H253ZM58 116V115H57ZM60 116H62V115H60ZM94 116V115H93ZM97 116V115H96ZM105 116V115H104ZM129 115H127V117H128ZM156 116H157V114H156ZM167 116H169V115H167ZM166 116V117H167ZM171 117H174V115H170ZM200 116V115H199ZM213 116V115H212ZM219 117H221V115H218ZM238 116V115H237ZM260 116V115H259ZM258 116V117H259ZM89 117V116H88ZM107 117V119L109 118L108 116H106ZM113 117V116H112ZM125 116H123V118H124ZM133 117V116H132ZM142 117V116H141ZM141 117H138V118H141ZM196 117L197 116H195V119H196ZM231 117L229 118V119H231ZM245 117V116H244ZM256 117V116H255ZM59 118H61V117H59ZM146 118V117H145ZM164 118H165V115H164ZM168 118H170V117H168ZM178 118H179V116H178ZM238 118V117H237ZM251 118H252V116H251ZM7 119H9V117H7ZM88 119V118H87ZM93 119V118H92ZM96 119V118H95ZM106 119V120H107ZM117 119V118H116ZM130 119H131V117H130ZM156 119V117L154 118L153 117V119H151V121L152 120H155ZM160 119V118H159ZM158 118L155 120V123H156V121L157 120H159ZM180 119V118H179ZM194 118H193V115H191L190 114V116L189 117H187V120L186 121H188V123L189 124H191V122H192V120H193ZM197 119H198V117H197ZM200 119V118H199ZM199 119H198V121H199ZM201 119H203V118H201ZM228 119V120H229ZM233 119V118H232ZM246 119V118H245ZM94 120V119H93ZM109 120V119H108ZM112 120H113V118H112ZM118 120V119H117ZM127 120H129V118L127 119ZM146 120V119H145ZM163 120H165V119H163ZM167 120V119H166ZM171 120V119H170ZM172 120H174V118H172ZM171 120V121H172ZM237 120H239V119H237ZM257 120V119H256ZM261 120V119H260ZM61 121H63V120H61ZM138 121H140V120H138ZM168 121H169V119H168ZM234 121V120H233ZM232 121V122H233ZM244 121V123L246 122L245 120H243ZM247 121H248V119H247ZM249 121H250V119H249ZM249 121H248V124H249ZM252 121H253V118H252ZM98 122H99V120H98ZM101 122V121H100ZM107 122V121H106ZM106 122L104 123V125L106 124ZM119 122V121H118ZM128 122H130V121H128ZM133 123H135L136 121H135V119H134V121H132ZM131 122V123H132ZM141 122V121H140ZM144 122V121H143ZM154 122V121H153ZM158 122V121H157ZM164 123H165V121H163ZM163 122H162V124H163ZM173 122V121H172ZM230 122V121H229ZM242 122V121H241ZM262 122V121H261ZM61 124L63 123V122H60ZM112 123V122H111ZM176 123V122H175ZM179 123H181V121L179 122ZM178 123V124H179ZM193 123V122H192ZM238 123V122H237ZM56 124V123H55ZM63 124H65V123H63ZM97 124H99V123H97ZM122 124V123H121ZM127 124V123H126ZM142 124V123H141ZM157 124V123H156ZM168 124V123H167ZM174 124V123H173ZM199 124H200V122H199ZM227 124V123H226ZM233 124H235V122L233 123ZM243 124V123H242ZM247 124V125H248ZM59 125V124H58ZM68 125V124H67ZM104 125H102V126H104ZM145 124H143L142 126H144ZM151 125H152V122H151ZM155 125V124H154ZM193 125V124H192ZM232 125V124H231ZM230 125V126H231ZM247 125H245L244 127H246ZM252 125V124H251ZM61 127H62V125H60ZM64 126V125H63ZM97 126V125H96ZM95 126V127H96ZM100 126V125H99ZM99 126H97V127H99ZM105 126H107V124L105 125ZM139 126H141V125H139ZM153 126V125H152ZM157 126V125H156ZM155 126V129L157 128ZM204 126V125H203ZM211 126H212V124H211ZM234 126V125H233ZM60 127V128H61ZM94 127V126H93ZM94 127V128H95ZM147 127H148V125H147ZM194 127V125L192 126V128ZM208 127V126H207ZM206 127V128H207ZM223 126L222 125H217L216 126V128H222ZM236 127L238 128V125H236ZM59 128V131L61 130ZM93 128V129H94ZM107 128V127H106ZM106 128H105V130H106ZM115 128V127H114ZM118 128V127H117ZM140 128V127H139ZM142 128H144V127H142ZM174 128H176V125H175V127ZM177 128H178V126H177ZM191 128V129H192ZM202 128H204V127H202ZM202 128H197V129H202ZM226 128V127H225ZM232 128V127H231ZM113 129V128H112ZM153 128H151V130H152ZM207 129H209V128H207ZM211 129H212V127H211ZM235 129V128H234ZM245 129V131H246V128H244ZM97 130V128H95V132H97L96 131ZM101 130V129H100ZM100 130H98V132H100L98 135H97V137L98 138H96V139H98L99 140V137H100V134H101V131ZM105 130H103V131H105ZM115 130V129H114ZM184 129H182L181 131H183ZM186 130V129H185ZM192 130H194V129H192ZM232 130V129H231ZM107 133H109V130L107 129ZM135 131V130H134ZM138 131H140V130H138ZM153 132H154V130H152ZM151 131V132H152ZM156 131H159V130H156ZM195 131V130H194ZM200 130H198V132H199ZM208 131V130H207ZM224 131H225V129H224ZM232 131H234V130H232ZM232 131L230 132L229 131V134L231 135L232 134ZM236 131H238V130H236ZM97 132V133H98ZM113 132V131H112ZM131 132V131H130ZM142 132H144L143 130H142ZM152 132V133H153ZM160 132V131H159ZM187 132V131H186ZM198 132H197V134H198ZM201 132V131H200ZM212 132V131H211ZM222 132H223V130H222ZM96 133V134H97ZM103 133V132H102ZM114 133V132H113ZM136 133V132H135ZM135 133H134V135H135ZM151 133V134H152ZM203 132H201V134H202ZM236 133H238V132H236ZM115 134V133H114ZM114 134H112V135H114ZM153 134H156L155 132L153 133ZM152 134V135H153ZM160 134V133H159ZM186 134V133H185ZM195 134V133H194ZM200 134V133H199ZM227 134V133H226ZM239 134V133H238ZM93 136H94V134H92ZM103 135V134H102ZM190 135H191V133H190ZM203 135V134H202ZM209 135V134H208ZM220 135H221V133H220ZM219 135V136H220ZM222 135L224 136V133H222ZM105 136V135H104ZM142 136H144V135H142ZM155 136H157V135H155ZM186 136V135H185ZM215 136H216V134H215ZM227 136V135H226ZM238 136H240V135H238ZM102 137V136H101ZM146 137V136H145ZM154 137V136H153ZM152 137V138H153ZM201 138L203 137V139L204 140H210V139H213L214 138V140H215V138H217V137H213V136H200ZM111 138V137H110ZM138 138V137H137ZM144 138V137H143ZM221 138H222V136H221ZM220 138V139H221ZM232 138V137H231ZM103 139H104V137H103ZM189 139V138H188ZM187 139V140H188ZM200 139V138H199ZM202 139V140H203ZM219 139V140H220ZM98 140L96 141V142H98ZM137 140V139H136ZM135 140V141H136ZM141 140H143L142 139V137H141ZM144 140H146V139H144ZM185 140V139H184ZM111 141V140H110ZM140 141V140H139ZM157 141H158V139H157ZM200 141V140H199ZM216 141V140H215ZM221 141V140H220ZM103 142V141H102ZM113 142V137H112V141H111V143ZM142 142H145V141H142ZM141 142V143H142ZM155 142V141H154ZM135 143V142H134ZM137 143H139L138 141H137ZM146 143V142H145ZM147 143H148V141H147ZM147 143H146V145H147ZM156 143H158V142H156ZM189 143V142H188ZM205 143H206V141H205ZM211 143H212V141H211ZM219 143V142H218ZM227 143V142H226ZM262 143V142H261ZM99 142L97 143V146L99 147ZM104 144H105V142H104ZM113 144V143H112ZM112 144H110V145H108V148H109V146L111 147V145ZM159 144V143H158ZM202 144V143H201ZM200 144V145H201ZM206 144H208V143H206ZM212 144H214V143H212ZM117 145V144H116ZM145 145V144H144ZM156 145V144H155ZM185 145H186V143H185ZM184 145V146H185ZM188 145V144H187ZM216 145H217V143H216ZM219 145V144H218ZM217 145V146H218ZM104 146V145H103ZM148 146V145H147ZM96 147V146H95ZM98 147H96V149L98 148ZM105 147V146H104ZM113 147V146H112ZM111 147V148H112ZM138 147V146H137ZM136 147V148H137ZM156 147V146H155ZM205 147H206V145H205ZM101 148H102V146H101ZM105 148H107V147H105ZM147 148V147H146ZM157 148H158V146H157ZM162 148V147H161ZM202 148V147H201ZM204 148V147H203ZM208 148H210V147H208ZM103 149V148H102ZM120 149V148H119ZM143 149H145V148H143ZM148 149H150V147L148 146ZM159 149H160V147H159ZM100 150V149H99ZM99 150H98V152H99ZM108 150V149H107ZM106 150V151H107ZM112 150V149H111ZM122 151H124L123 149H121ZM133 150V149H132ZM146 150V149H145ZM154 150H156V149H154ZM186 150V149H185ZM203 150V149H202ZM97 151V150H96ZM102 151V150H101ZM127 151H128V149H127ZM134 151V150H133ZM139 151H140V149H139ZM148 151V150H147ZM158 151V150H157ZM160 151V150H159ZM121 152V151H120ZM153 152H155V151H153ZM183 152H184V150H183ZM186 152H187V150H186ZM185 152V153H186ZM204 152V151H203ZM210 152H212V151H210ZM246 152H247V150H246ZM248 152H249V150H248ZM102 153V152H101ZM101 153H100V155H101ZM122 153V152H121ZM127 153V152H126ZM131 153V152H130ZM133 153H135V152H133ZM184 153V155H183V157L186 155L187 156V154H189L188 152L185 154ZM120 154V153H119ZM136 154V153H135ZM154 154V153H153ZM152 154V155H153ZM192 154V153H191ZM211 154V153H210ZM210 154H208L207 156H209ZM230 154V153H229ZM250 154H251V151H250ZM253 154V153H252ZM259 154V153H258ZM262 154V153H261ZM99 155V154H98ZM104 155V154H103ZM117 155V154H116ZM123 155V154H122ZM125 155V154H124ZM132 154H130V156H131ZM137 155V154H136ZM140 155V154H139ZM138 155V156H139ZM158 155V154H157ZM180 155V154H179ZM248 155V154H247ZM118 156V155H117ZM119 156H121V154L119 155ZM130 156H129V158H130ZM137 156V157H138ZM203 156H204V154H203ZM229 156V155H228ZM234 156V155H233ZM253 156V155H252ZM256 156V155H255ZM97 157H100V156H97ZM132 157V156H131ZM134 157H135V155H134ZM134 157L132 158L133 160H134ZM158 157V156H157ZM188 157V156H187ZM212 157V156H211ZM258 157V156H257ZM262 157H263V155H262ZM108 158V157H107ZM119 158V157H118ZM124 158V157H123ZM132 159H130V160H132ZM153 159V158H152ZM181 159V158H180ZM188 159H190V158H188ZM229 159V162H230V167H229V169H228V173L230 172H232L233 171V169H234V166H233V164L236 162V159L234 158V157H229L228 158ZM227 159V160H228ZM252 159H256V158H252ZM100 160H102V158L100 159ZM117 160V159H116ZM115 160V161H116ZM120 160H121V158H120ZM122 160H125V159H122ZM122 160H121V162H122ZM129 160V159H128ZM99 161V160H98ZM110 161H111V159H110ZM114 161V162H115ZM135 161H136V159H135ZM155 161V160H154ZM186 161V160H185ZM213 161L214 160H212V162H211V164L213 163ZM245 161H246V159H245ZM253 161V160H252ZM260 161H261V159H260ZM101 162V161H100ZM113 162V163H114ZM120 162V161H119ZM127 162V161H126ZM255 162V161H254ZM257 162V161H256ZM259 162V161H258ZM103 163V162H102ZM105 163V162H104ZM108 163H110V162H108ZM117 163V162H116ZM123 163V162H122ZM130 163H131V161H130ZM130 163H128L127 162V164L129 165ZM137 163V162H136ZM159 163V162H158ZM237 163V162H236ZM111 164V163H110ZM190 164H191V162H190ZM189 164V165H190ZM210 164V163H209ZM242 164V163H241ZM251 164V163H250ZM249 164V165H250ZM254 164V163H253ZM112 165V164H111ZM114 165H116V164H114ZM114 165H112V167H114ZM125 165H126V163H125ZM127 165V166H128ZM134 165V164H133ZM137 165H138V163H137ZM159 165V164H158ZM158 165H156V166H158ZM249 165L247 164L243 169H242V172H246V170L249 168ZM254 165H256V164H254ZM262 165H264L263 163H262ZM103 166V165H102ZM101 166V167H102ZM110 166V165H109ZM120 166V165H119ZM118 166V167H119ZM131 166V165H130ZM136 166V165H135ZM134 166V167H135ZM163 166H165L164 164H163ZM212 166V165H211ZM260 166V165H259ZM125 167V166H124ZM132 167V166H131ZM130 167V168H131ZM142 167H144L143 165H142ZM141 167V168H142ZM213 167V166H212ZM243 167V166H242ZM211 168V167H210ZM227 168V167H226ZM240 168V167H239ZM239 168H237V172H238V169ZM115 169H116V167H115ZM114 169V170H115ZM123 169V168H122ZM153 169V168H152ZM155 169V168H154ZM164 169V168H163ZM256 169V168H255ZM135 170V169H134ZM149 170V169H148ZM148 170H145V171H148ZM156 170V169H155ZM167 170V169H166ZM226 170V169H225ZM224 170V171H225ZM254 170V169H253ZM261 170V169H260ZM165 171V170H164ZM203 171H205V170H203ZM235 171V170H234ZM256 171H257V169H256ZM112 172V171H111ZM118 172L119 171H117V174H118ZM131 172H133V171H130V173ZM149 172V171H148ZM153 171H151V173H152ZM157 172H158V170H157ZM156 172V173H157ZM215 172H216V170H215ZM248 172V171H247ZM250 172V171H249ZM124 172H122V174H123ZM128 173V172H127ZM134 173V172H133ZM135 173H136V171H135ZM139 173H141V172H139ZM143 173V172H142ZM171 173V172H170ZM227 173V174H228ZM236 173V172H235ZM251 173V172H250ZM250 173H248V175L250 174ZM257 174V172H255L254 171V174ZM113 174V173H112ZM165 174H167V172H165ZM169 174V173H168ZM175 174V173H174ZM185 174V173H184ZM196 174H198V173H195V176H198V175H196ZM210 174V173H209ZM226 174V173H225ZM232 174H233V172H232ZM238 174V173H237ZM259 174H260V171H259ZM119 175V174H118ZM121 175V174H120ZM149 175V174H148ZM163 175V174H162ZM186 175V174H185ZM204 175H205V173H204ZM217 175H219V174H217ZM230 175V174H229ZM239 175V174H238ZM247 175V176H248ZM131 175H129V177H130ZM138 176V175H137ZM145 176V175H144ZM167 176H169V175H167ZM174 176V175H173ZM177 176V175H176ZM179 176L181 177V173L179 174ZM178 176V177H179ZM227 176V175H226ZM235 176V175H234ZM251 176V175H250ZM115 177V176H114ZM113 177V178H114ZM123 177V176H122ZM121 177V178H122ZM127 177H128V175H127ZM128 177V178H129ZM148 177H150V176H148ZM153 177V175L149 178V179H151ZM170 177V176H169ZM168 177V178H169ZM182 177H185V176H182ZM181 177V178H182ZM191 178L190 176H186V178ZM205 177V176H204ZM204 177H203V179H204ZM208 177H210L209 175H208ZM242 178H244L243 176H241ZM252 177V176H251ZM256 177V176H255ZM260 177V176H259ZM120 178V177H119ZM167 178V177H166ZM174 178V177H173ZM195 178V177H194ZM229 178V177H228ZM240 178V177H239ZM258 178V177H257ZM116 179H118L117 178V176H116ZM115 179V180H116ZM125 179V178H124ZM130 179V178H129ZM134 179H137L138 180V178L136 177H134ZM134 179H133V181H134ZM153 179V178H152ZM160 179H162L161 178V176H160ZM159 179V183H160V181L162 182V180H160ZM180 179V178H179ZM210 179H211V177H210ZM221 179H222V177H221ZM232 179V178H231ZM246 179V178H245ZM251 179V178H250ZM252 179H254L253 177H252ZM113 180V179H112ZM111 180V181H112ZM119 180V179H118ZM137 180H135V181H137ZM166 180H168V179H166ZM181 180V179H180ZM196 180V179H195ZM206 180V179H205ZM218 180V179H217ZM237 180V179H236ZM240 180V179H239ZM114 181V180H113ZM169 181V180H168ZM172 181V180H171ZM179 181V180H178ZM187 181V180H186ZM201 181V180H200ZM210 181V180H209ZM208 180H206L205 182H209ZM245 181H247V180H245ZM254 181H256V179L254 180ZM254 181H250V183L249 182H247V184L248 185H250L251 184V182L252 183H254ZM101 182V181H100ZM110 182V181H109ZM122 182V181H121ZM120 182V183H121ZM128 182H131L130 180L128 181ZM151 182V181H150ZM176 182V181H175ZM204 182V181H203ZM218 182H219V180H218ZM237 182V181H236ZM103 183H105V182H103ZM103 183L101 182V184H102V186H103ZM115 183V182H114ZM119 183V182H118ZM119 183V184H120ZM127 183V182H126ZM126 183H124V184H126ZM137 184H138V182H136ZM169 183H171V182H169ZM180 183V182H179ZM187 183H189V182H186V184ZM222 183V182H221ZM231 183V182H230ZM256 183V182H255ZM99 184V183H98ZM106 184V183H105ZM118 184V185H119ZM132 184V183H131ZM161 184V183H160ZM167 184V183H166ZM175 184V183H174ZM181 184V183H180ZM179 184V185H180ZM193 184V183H192ZM203 185H204V183H202ZM207 184H209V183H207ZM206 184V185H207ZM227 184V183H226ZM232 184V183H231ZM230 184V185H231ZM244 184H245V182H244ZM100 185V184H99ZM107 185V184H106ZM106 185H105V187H106ZM114 185H116V183L114 184ZM117 185V186H118ZM133 185V184H132ZM168 186H170L169 184H167ZM188 185V184H187ZM187 185H186V187H187ZM202 185V186H203ZM253 185V184H252ZM98 186V185H97ZM122 186V185H121ZM126 186V185H125ZM130 186V185H129ZM155 186H157V184L155 185ZM158 186H159V184H158ZM158 186H157V188H158ZM161 186V185H160ZM167 186V187H168ZM171 186H172V184H171ZM170 186V187H171ZM181 187H182V185H180ZM194 186V185H193ZM196 186H197V184H196ZM201 186V187H202ZM205 186V185H204ZM208 186V185H207ZM211 186V185H210ZM220 186L222 187L223 186V184L221 185L220 184ZM112 187H114V186H112ZM119 187H120V185H119ZM131 187V186H130ZM129 187V188H130ZM141 187H142V185H141ZM140 187V188H141ZM167 187H165L166 189H167ZM174 187V186H173ZM181 187H179L180 189H181ZM189 187V186H188ZM191 187V186H190ZM216 187V186H215ZM230 187V186H229ZM233 187V186H232ZM237 187H239V185H237V183H236V188ZM250 187H251V185H250ZM99 188V187H98ZM109 188H110V186H109ZM108 187H107V190L109 189ZM126 188V187H125ZM132 188V187H131ZM136 188V186L134 185V190H136L135 189ZM156 188V187H155ZM195 188V190H196V187H194ZM199 188V187H198ZM209 188V187H208ZM207 188V189H208ZM240 188V187H239ZM100 189V188H99ZM124 189V188H123ZM170 189V188H169ZM177 189V188H176ZM186 189V188H185ZM189 189V188H188ZM188 189H186V190H188ZM233 189V188H232ZM243 189H244V187H243ZM250 189V188H249ZM253 189V188H252ZM104 190V189H103ZM105 190H106V188H105ZM104 190V191H105ZM106 190V191H107ZM112 190V189H111ZM120 190V189H119ZM128 190V189H127ZM137 190H139V187H138V189ZM171 190H172V188H171ZM170 190V191H171ZM174 190V189H173ZM184 190V189H183ZM183 190H182V195H183ZM199 190V189H198ZM201 190V189H200ZM209 190H210V188H209ZM234 190V189H233ZM244 190H248V189H244ZM255 190V189H254ZM123 191V190H122ZM154 191V190H153ZM168 191V190H167ZM177 191V190H176ZM180 191V193H181V190H179ZM189 191V190H188ZM197 191V190H196ZM229 191V190H228ZM234 191H236V190H234ZM241 191V190H240ZM250 191V190H249ZM109 192V191H108ZM125 192H127V191H125ZM159 192V191H158ZM199 192V191H198ZM233 192V191H232ZM237 192V191H236ZM236 192H234V193H236ZM246 192V191H245ZM252 192H254V191H252ZM167 194L169 193V191L168 192H166ZM188 192H186V194H187ZM233 193V195H235ZM238 193H240V192H238ZM250 193H251V191H250ZM193 194V193H192ZM246 194V193H245ZM252 194V193H251ZM153 195V194H152ZM178 195V194H177ZM180 195V194H179ZM197 195V194H196ZM206 195H207V190H206ZM226 195H228V194H226ZM225 195V196H226ZM161 196V195H160ZM174 196V195H173ZM176 196V195H175ZM204 196H205V193H204ZM240 196L241 195H239L238 197L240 198ZM154 197V196H153ZM177 197V196H176ZM179 197V196H178ZM177 197V198H178ZM196 197V196H195ZM227 197H230V195L229 196H227ZM235 198H236V195L234 196ZM151 198V197H150ZM157 198V197H156ZM206 198V197H205ZM153 199H155V198H153ZM152 199V200H153ZM195 199V198H194ZM221 199H222V197H221ZM227 199V198H226ZM151 200V201H152ZM233 200V199H232ZM231 200V197H230V202L232 201ZM237 200V199H236ZM165 201V200H164ZM178 201L180 202V200L178 199ZM242 201V200H241ZM153 202V201H152ZM187 202H189L190 203V201H187ZM196 202V201H195ZM205 202V201H204ZM218 202V201H217ZM229 202V203H230ZM234 202H235V200H234ZM237 202H239L238 200L236 201V203ZM262 202V201H261ZM166 203V202H165ZM178 203V202H177ZM171 204V203H170ZM169 204V205H170ZM174 204V203H173ZM180 204V203H179ZM178 204V205H179ZM181 204H182V202H181ZM222 204H224V203H221L220 205V207H223L222 206ZM238 204V203H237ZM152 205V204H151ZM190 205V204H189ZM218 205V204H217ZM235 205V204H234ZM243 205H244V203H243ZM256 205V204H255ZM262 205H264V202H263V204ZM167 206V205H166ZM173 206V205H172ZM171 206V207H172ZM177 206V205H176ZM204 206H206V205H204ZM230 206H231V204H230ZM241 206H242V204H241ZM252 206V205H251ZM257 206V205H256ZM153 207V206H152ZM185 207V206H184ZM197 207V206H196ZM209 206H207V207H205L206 209L208 208ZM219 207V206H218ZM232 207H234V206H232ZM243 207V206H242ZM264 207V206H263ZM173 208V207H172ZM178 208V207H177ZM176 208V209H177ZM180 208V207H179ZM183 208V207H182ZM192 208V207H191ZM224 208V207H223ZM245 208V207H244ZM253 208V207H252ZM257 208V207H256ZM193 209V208H192ZM195 209V208H194ZM235 209V208H234ZM129 210H132V208L131 209H129ZM183 210V209H182ZM184 210H185V208H184ZM183 210V211H184ZM191 210V209H190ZM208 210V209H207ZM231 210H232V208H231ZM239 210V209H238ZM245 210H246V208H245ZM253 210H254V208H253ZM204 211H205V209H204ZM196 212V211H195ZM200 212H202V211H200ZM206 212V211H205ZM240 212H241V210H240ZM249 212V211H248ZM254 212H256V210L255 211H253V213ZM197 213V212H196ZM198 213H199V211H198ZM209 213V212H208ZM211 213H213V212H211ZM233 213V212H232ZM234 213H236V212H234ZM243 213H245V212H243ZM130 214H131V212H130ZM129 213H128V215H130ZM133 214V213H132ZM131 214V215H132ZM156 214V213H155ZM172 214V213H171ZM180 214V213H179ZM195 214V213H194ZM207 214V213H206ZM237 214H238V212H237ZM176 215H178V214H176ZM189 215V217H190V213H188L187 214V216ZM208 215V214H207ZM206 215V216H207ZM210 215V214H209ZM213 215H215V214H213ZM245 215V214H244ZM252 215H254V214H252ZM251 215V216H252ZM180 216V215H179ZM186 216V218H188ZM192 216H194V215H192ZM191 216V217H192ZM203 216V215H202ZM237 216V215H236ZM236 216H234V217H236ZM246 216V215H245ZM249 216H250V214H249ZM248 216V217H249ZM177 217V216H176ZM182 217V216H181ZM197 217V215L194 217V220H195V218ZM242 217H243V214H242ZM252 217H254V216H252ZM178 218V217H177ZM176 218V219H177ZM198 218H199V214H198ZM207 218V217H206ZM205 218V219H206ZM215 218V217H214ZM246 218V217H245ZM255 218V217H254ZM211 219V218H210ZM238 219H239V217H238ZM173 220V219H172ZM171 220V221H172ZM240 220V219H239ZM238 220V221H239ZM250 220H252V219H250ZM255 220V219H254ZM175 222H176V220H175ZM194 222H196V221H194ZM199 222V221H198ZM201 222V221H200ZM205 222V221H204ZM208 222H209V220H208ZM251 222V221H250ZM172 223V222H171ZM177 224V223H176ZM196 224V223H195ZM210 224H211V222H210ZM213 224V223H212ZM214 224H216V223H214ZM257 224H258V222H257ZM169 225V224H168ZM197 225H199V223L197 224ZM236 225V224H235ZM241 225V229L243 228L242 227V224H240ZM170 226V225H169ZM169 226L167 227V228H169ZM178 225H176V227H177ZM204 226V225H203ZM210 226V225H209ZM238 226V225H237ZM237 226H235V228H237ZM245 226V225H244ZM175 227V228H176ZM198 227V226H197ZM220 227V226H219ZM110 228H112V227H110ZM114 228V227H113ZM162 228V227H161ZM164 228V227H163ZM187 228H190L189 226H187ZM195 228V227H194ZM215 228V227H214ZM158 229H160V228H158ZM158 229H157V231H158ZM166 229V228H165ZM179 229V228H178ZM205 229V228H204ZM240 229V228H239ZM257 229V228H256ZM101 232H102V227H101ZM105 230V229H104ZM177 230V229H176ZM175 230V231H176ZM183 230V229H182ZM191 230H192V228H191ZM246 230V229H245ZM110 231H112V230H110ZM160 231V230H159ZM162 232L164 231V229L163 230H161ZM188 231H190L189 229H188ZM207 231V230H206ZM219 231V230H218ZM229 231H231V229L229 230ZM237 231H243V229L242 230H237ZM100 232V234L102 235V233ZM116 232V231H115ZM129 232H131V231H129ZM194 232V231H193ZM203 232V231H202ZM217 232V231H216ZM106 234H107V232H105ZM110 233V232H109ZM159 233V232H158ZM161 233V232H160ZM159 233V234H160ZM165 233H167V232H165ZM242 233V232H241ZM244 234H246L247 235V232H243ZM103 234H104V232H103ZM105 234V235H106ZM116 234V233H115ZM126 234V233H125ZM162 234V233H161ZM169 234V233H168ZM177 234V233H176ZM187 234H188V232H187ZM195 234V232L193 233V234H191L192 236H195L194 235ZM202 234V233H201ZM249 234V233H248ZM111 235V234H110ZM184 235H185V233H184ZM203 235V234H202ZM204 235H205V233H204ZM241 235V234H240ZM255 235H256V233H255ZM119 236H121V235H119ZM129 236V235H128ZM150 236H152V235H150ZM192 236H190L191 238H193ZM210 236H211V232H210ZM250 236V235H249ZM97 237H99V236H96V239H97ZM103 237V236H102ZM106 237V236H105ZM125 237V236H124ZM132 237H133V235H132ZM173 237H174V234H173ZM184 237V236H183ZM190 237H187V239L189 238L190 239ZM246 237H248V235L246 236ZM253 237V236H252ZM109 238V237H108ZM111 238V237H110ZM121 238V237H120ZM129 238V237H128ZM147 238V237H146ZM150 238H152V237H150ZM181 238H182V235H181ZM101 239V237L99 238V240ZM114 239V238H113ZM117 239V238H116ZM116 239H114L115 241H116ZM122 239V238H121ZM125 239L127 240V238L125 237ZM133 239H134V237H133ZM136 239V238H135ZM159 239H161L160 238V236H159ZM179 239V238H178ZM195 239H196V237H195ZM203 239H205V238H203ZM246 239V238H245ZM248 239V238H247ZM253 239V238H252ZM106 240V239H105ZM110 240V239H109ZM112 240V239H111ZM123 240V239H122ZM132 240V239H131ZM146 240V239H145ZM173 240H175V238L174 239H172V242H173ZM184 240H185V238L183 239V242H184ZM213 240V239H212ZM226 240V239H225ZM256 240V239H255ZM98 241V240H97ZM104 241V240H103ZM107 241V240H106ZM161 241V240H160ZM189 241H191L190 243H192V239L191 240H189ZM208 240H206V242H207ZM211 241V240H210ZM111 242H114V241H111ZM128 242V241H127ZM132 242H134L133 240H132ZM138 242H140V241H138ZM148 242V241H147ZM156 242V241H155ZM164 242V241H163ZM195 242H197V241H195ZM199 242V241H198ZM217 242V241H216ZM247 242H248V240H247ZM102 243V242H101ZM108 243V242H107ZM124 243V242H123ZM128 243H130V242H128ZM160 243V242H159ZM162 243V242H161ZM167 243V242H166ZM186 243H187V241H186ZM194 243V242H193ZM192 243V244H193ZM210 243H212V242H210ZM232 243H233V241H232ZM239 243H240V241H239ZM254 243H255V241H254ZM105 244V243H104ZM109 244V243H108ZM114 244H116V243H113V246H114ZM135 244V243H134ZM136 244H137V242H136ZM140 244V243H139ZM165 244V243H164ZM163 243H162V245H164ZM189 244V243H188ZM188 244L186 245L185 243H184V245H186V246H188ZM256 244V243H255ZM97 245H99V243H97ZM103 245V244H102ZM121 245H122V243H121ZM126 245V244H125ZM140 245H142L143 246V244H140ZM146 245V244H145ZM155 245V244H154ZM161 245V244H160ZM209 245V244H208ZM207 245V246H208ZM211 245V244H210ZM224 245H226V244H224ZM230 245V244H229ZM119 246V245H118ZM128 246H130V244L128 245ZM134 246H136V245H134ZM176 246V245H175ZM227 246V245H226ZM107 247H108V245H107ZM114 247H116V245L114 246ZM121 247V246H120ZM136 247H138V245L136 246ZM146 247V246H145ZM162 247V246H161ZM209 247V246H208ZM216 247V246H215ZM215 247H213V249L215 248ZM231 248H233L232 246H230ZM229 246L227 247V248H230ZM255 247V246H254ZM103 248H104V246H103ZM102 248V251L104 250ZM122 248V247H121ZM130 248V247H129ZM140 249H141V247H139ZM138 248V249H139ZM174 248V247H173ZM185 248H187V247H185L184 246V249ZM198 248V247H197ZM226 248V249H227ZM253 248V247H252ZM111 249H112V246H111ZM110 249V250H111ZM118 249H119V247H117L115 250H117V252H118ZM123 249H125L124 247H123ZM134 249V248H133ZM188 249V248H187ZM189 249H190V247H189ZM210 249V248H209ZM256 249V248H255ZM99 250H100V246H99ZM127 250H128V248H127ZM162 250H164V249H162ZM186 250V249H185ZM191 250H192V248H191ZM217 250H218V248H217ZM216 250V251H217ZM230 250V249H229ZM247 250H248V248H247ZM102 251H101V253H102ZM112 251V250H111ZM114 251V250H113ZM119 251H121V250H119ZM129 251V250H128ZM127 251V252H128ZM133 251V250H132ZM139 252H140V250H138ZM177 251V250H176ZM227 251V250H226ZM231 251V250H230ZM236 251H237V248H236ZM104 252V251H103ZM124 252V250H122V253ZM149 252V251H148ZM163 251H161V253H162ZM183 252H185L184 250H183ZM188 252V251H187ZM192 252V251H191ZM190 252V253H191ZM200 252V251H199ZM209 252V251H208ZM211 252V251H210ZM232 252H233V250H232ZM234 252H235V249H234ZM242 252V251H241ZM249 252H250V250H249ZM257 252V251H256ZM112 253V252H111ZM129 253V252H128ZM190 253H188V254H190ZM213 253H214V251H213ZM212 253V254H213ZM237 253H238V251H237ZM251 253V252H250ZM258 253V252H257ZM257 253H255L256 255H257ZM109 254H110V252H109ZM108 254V255H109ZM114 254V253H113ZM124 254V253H123ZM144 254V253H143ZM148 254V253H147ZM230 254H231V252H230ZM233 254L234 253H232V258H233ZM252 254V253H251ZM98 255H100V253L98 254ZM138 255H140V253L138 254ZM158 255V254H157ZM187 255V254H186ZM196 255V254H195ZM197 255H198V252H197ZM200 255V254H199ZM207 255L209 256V255H211V254H208L207 253ZM237 255V254H236ZM255 255V256H256ZM101 256V255H100ZM110 256V255H109ZM126 256V255H125ZM141 256V255H140ZM139 256V260H140V258L142 259L143 258V256L142 257H140ZM150 256V255H149ZM188 256V255H187ZM192 256V255H191ZM218 256V255H217ZM238 256V255H237ZM250 256V255H249ZM254 256V257H255ZM259 256H261L260 254H259ZM112 257V256H111ZM166 257V256H165ZM190 256H188V258H189ZM207 257V256H206ZM210 257V256H209ZM214 257V256H213ZM242 257H243V254H242ZM245 257V256H244ZM114 258V257H113ZM134 258H136V257H134ZM145 258V257H144ZM149 258V257H148ZM168 258H169V256H168ZM185 258V257H184ZM238 258H240V257H238ZM257 258V257H256ZM100 259H102V258H100ZM112 259V258H111ZM161 259V258H160ZM182 259H183V257H182ZM193 259V258H192ZM245 259V258H244ZM258 259V258H257ZM115 260H116V258H115ZM136 260H137V258H136ZM153 260V259H152ZM164 260V259H163ZM194 260V259H193ZM200 260H201V258H200ZM206 260H207V262H206V264H208V260L209 259H207L206 258ZM205 260V261H206ZM239 260V259H238ZM243 260V259H242ZM252 260V259H251ZM262 260H264V258L263 259H261L260 260V263H261V261ZM100 261V260H99ZM138 261V260H137ZM147 261H148V259H147ZM183 261V260H182ZM186 261V260H185ZM212 261H213V258H212ZM211 261V263L213 264V262ZM218 261V260H217ZM240 262H241V260H239ZM252 261H254V260H252ZM259 261V260H258ZM114 262H116L117 263V261H114ZM127 262V261H126ZM140 261H138V263H139ZM144 262V261H143ZM146 262V261H145ZM154 262V261H153ZM168 262V261H167ZM166 261H165V263H167ZM187 262H188V260H187ZM187 262H186V264H187ZM194 262V261H193ZM236 263H237V261H235ZM98 263V262H97ZM97 263H95V264H97ZM102 263H103V261H102ZM137 263V264H138ZM151 263V262H150ZM159 263H161V261L159 262ZM179 263H180V261H179ZM196 263V262H195ZM210 263V264H211ZM234 263V262H233ZM246 263V262H245ZM259 263V264H260ZM262 263H263V261H262ZM98 264H100V262L98 263ZM115 264V263H114ZM126 264H128V263H126ZM129 264H130V261H129ZM141 264H143V263H141ZM148 264H149V262H148ZM154 264V263H153ZM163 264H164V262H163ZM168 264V263H167ZM176 264V263H175ZM180 264H182V263H180ZM198 264H199V262H198ZM202 264V263H201ZM220 264V263H219ZM243 264V263H242ZM253 264H255V262L253 263ZM264 264V263H263Z\"/></svg>",
	"mask_w": 264,
	"mask_h": 264
}]
</instances>
